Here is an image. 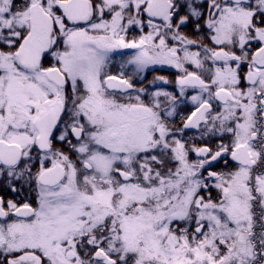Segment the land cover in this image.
<instances>
[{"label": "snow or ice", "instance_id": "snow-or-ice-1", "mask_svg": "<svg viewBox=\"0 0 264 264\" xmlns=\"http://www.w3.org/2000/svg\"><path fill=\"white\" fill-rule=\"evenodd\" d=\"M0 264H264V0H0Z\"/></svg>", "mask_w": 264, "mask_h": 264}, {"label": "flooded vegetation", "instance_id": "flooded-vegetation-1", "mask_svg": "<svg viewBox=\"0 0 264 264\" xmlns=\"http://www.w3.org/2000/svg\"><path fill=\"white\" fill-rule=\"evenodd\" d=\"M158 68H160L161 66H157ZM154 75H163L165 77H168L169 80H175L176 75H178V73L176 72L175 69H169L167 68V66H163V70L158 71V72H149L147 74V78L148 80H151L152 77ZM165 87H167L169 90H173L174 86L173 85H166Z\"/></svg>", "mask_w": 264, "mask_h": 264}]
</instances>
